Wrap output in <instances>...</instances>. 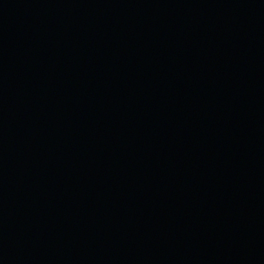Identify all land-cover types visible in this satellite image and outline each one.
<instances>
[{"label": "water", "instance_id": "95a60500", "mask_svg": "<svg viewBox=\"0 0 264 264\" xmlns=\"http://www.w3.org/2000/svg\"><path fill=\"white\" fill-rule=\"evenodd\" d=\"M0 264H264V0H0Z\"/></svg>", "mask_w": 264, "mask_h": 264}]
</instances>
